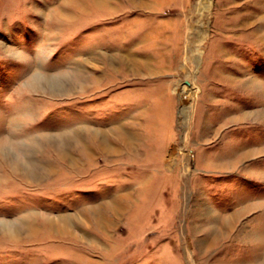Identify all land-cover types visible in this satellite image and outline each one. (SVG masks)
Masks as SVG:
<instances>
[{
  "label": "rangeland",
  "instance_id": "obj_1",
  "mask_svg": "<svg viewBox=\"0 0 264 264\" xmlns=\"http://www.w3.org/2000/svg\"><path fill=\"white\" fill-rule=\"evenodd\" d=\"M263 228L264 0H0V264H263Z\"/></svg>",
  "mask_w": 264,
  "mask_h": 264
},
{
  "label": "bare ground",
  "instance_id": "obj_2",
  "mask_svg": "<svg viewBox=\"0 0 264 264\" xmlns=\"http://www.w3.org/2000/svg\"><path fill=\"white\" fill-rule=\"evenodd\" d=\"M75 1V0H74ZM97 5H109L110 4V0H93ZM132 1V0H131ZM70 3H72V2H70ZM76 3V2H75ZM69 4V3H68ZM145 4V3H144ZM72 5V4H71ZM75 5H77V4H75ZM80 5V4H79ZM68 6V5H67ZM148 6V5H147ZM82 8V7H81ZM205 9V8H204ZM63 10V9H62ZM74 10V9H73ZM82 11H83V9H81ZM65 11V10H64ZM62 12V11H61ZM65 13H63V15H64ZM114 14V13H113ZM62 15V14H61ZM71 16H73V15H71ZM79 16V15H78ZM56 17V16H55ZM66 18V17H65ZM58 18L56 17L55 18V20H57ZM69 19V18H68ZM112 19V18H111ZM113 20V19H112ZM59 28V27H58ZM93 55V54H92ZM111 55V54H110ZM117 55V54H116ZM124 55V54H123ZM94 56V55H93ZM125 56H128V55H125ZM114 58V57H113ZM127 58V57H126ZM125 58V59H126ZM121 60V59H120ZM113 65V64H112ZM116 67V66H115ZM38 75V74H37ZM40 75V74H39ZM39 75L38 76H35V80H33L32 82H30V84L31 85H33L34 86V88L35 87H42L43 86V84L44 83H46V85H47V87H48V89H50V90H60V91H64L65 90V92H67V91H70V90H72V88L74 89V87H77V86H80L79 87V89H85L86 87H84V82L83 81H85V79L84 78H86V76L87 75H80V74H75V77L74 78H63L62 76H60V77H53V76H49V75H43L42 77H39ZM97 77H98V75H97ZM101 77V76H100ZM78 80H81L82 82H80V85L78 84H76V82L78 81ZM99 80H100V78H99ZM93 83V82H92ZM91 84V83H90ZM192 86V85H191ZM89 88V87H88ZM94 93V92H93ZM91 94V93H90ZM95 94V93H94ZM100 95V94H99ZM96 97V96H95ZM182 110H184V109H182ZM119 124V123H118ZM116 129H118V127L116 128ZM96 131V130H95ZM115 132V131H114ZM92 133V132H91ZM96 134V133H95ZM132 134V133H131ZM105 135V134H104ZM81 136V135H80ZM102 136V135H101ZM125 136V135H124ZM131 137V136H130ZM133 138V137H132ZM104 139V138H103ZM126 139V138H125ZM124 140V139H123ZM100 141H102V139H100ZM128 142H130L129 141V139H128ZM101 144V143H100ZM104 144V143H103ZM107 144H108V142H107ZM129 144V143H128ZM121 145V144H120ZM123 145V144H122ZM131 145H132V143H131ZM106 146V145H105ZM124 146V145H123ZM100 147V146H99ZM127 147V146H126ZM105 149V148H104ZM110 149V148H109ZM108 149V150H109ZM107 150V149H106ZM112 150V149H111ZM114 150V149H113ZM169 162V161H168ZM170 163V162H169ZM167 164V163H166ZM172 165V164H171ZM171 167V166H170ZM28 170V169H27ZM26 170V171H27ZM31 173V172H30ZM29 173V174H30ZM127 195V194H126ZM125 195V196H126ZM112 203L111 204H109V205H107V206H110V208L111 209H113V211H117L118 209H120L121 208V205L123 204V199H122V196H118V197H116V198H114L112 201H111ZM107 204V203H106ZM101 206V205H100ZM93 208V207H92ZM91 208V209H92ZM200 208V207H199ZM91 213H92V211H90ZM103 212V211H102ZM200 212V211H199ZM204 212H205V209H204ZM238 212V211H237ZM94 214H95V211L93 212ZM98 213H100V212H98ZM97 213V214H98ZM206 213V212H205ZM232 214V213H231ZM117 215V214H116ZM95 216H97V215H95ZM69 218V217H68ZM233 218V217H232ZM235 218V217H234ZM113 219V218H112ZM226 220L223 222V224H221L220 225V227H218L219 229L218 230H216V229H214L213 231H211V233L210 234H208V237L206 238V239H200V241L199 242H197V243H199V245L201 244L202 246H203V243H204V247H205V251H206V249H209V247L210 246H212V244H214V241H216V240H218V239H220V238H222V237H224V235H226L225 233H227V231H228V229L231 227L230 225V223L232 222V220H230V218H228V217H226L225 218ZM66 221V220H65ZM69 222V221H68ZM71 222V221H70ZM68 224V223H67ZM100 224V223H99ZM230 224V225H229ZM260 225V224H259ZM230 226V227H229ZM262 226V225H261ZM229 227V228H228ZM257 227H258V225H257ZM256 227V228H257ZM260 228V227H259ZM19 229V228H18ZM258 229V228H257ZM256 229V230H257ZM264 229V228H263ZM255 230V229H254ZM258 231H260V230H258ZM229 232V231H228ZM254 233V232H253ZM256 233V232H255ZM259 233H261V231L260 232H258V234ZM73 234V233H72ZM254 235V234H253ZM256 236V235H255ZM259 236H260V234H259ZM264 236V235H263ZM205 241V242H204ZM255 246V245H254ZM259 246V245H258ZM257 246V247H258ZM264 247V246H263ZM262 247V248H263ZM256 248V247H255ZM254 249V248H253ZM204 251V250H203ZM208 251V250H207ZM261 256V255H260ZM263 256H264V254H263ZM264 260V259H263ZM258 262H256V264H257ZM260 264V263H259ZM264 264V263H263Z\"/></svg>",
  "mask_w": 264,
  "mask_h": 264
}]
</instances>
